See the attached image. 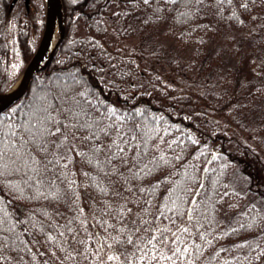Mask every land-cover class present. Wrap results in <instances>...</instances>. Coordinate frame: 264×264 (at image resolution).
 <instances>
[{
    "label": "trees",
    "instance_id": "16d2710c",
    "mask_svg": "<svg viewBox=\"0 0 264 264\" xmlns=\"http://www.w3.org/2000/svg\"><path fill=\"white\" fill-rule=\"evenodd\" d=\"M61 2L63 38L26 93L0 113V130L35 123L34 116L45 108L79 102L105 124L135 130L144 163L152 172L143 182H132L134 189L139 184L147 191L125 193L127 201H119L126 204L121 215H102L95 209L104 207V199L114 207L117 201L102 198L89 186L85 172L100 177L90 171L93 165L76 154L88 152L82 139L69 136L76 149L68 169L81 185L77 203L85 211L67 225L66 218L76 216L79 208L68 211L62 203L49 206L30 199L32 191L18 180L12 181V189L0 187V219L5 229L15 225L13 232H4L15 241L13 264H101L102 246L120 264H206L208 260L264 264L262 240L249 252H231V244L261 237L264 216L259 206L246 203L231 185L233 160L241 159L246 147L221 120L225 115L243 123L242 117L255 113L252 101L264 102V93L250 80L244 100L237 101L233 81L216 72L218 63L210 55V45L227 35L245 32L248 40H254L249 55L264 44V0H151L149 5L143 0ZM44 23V0H0L1 93L11 89L32 58ZM167 45L190 54L183 65L172 62L171 69L199 83L195 102L186 99L189 93L183 82L163 74L154 63L158 59L161 64V51ZM258 113L251 137L264 148V110ZM51 114L62 118L58 112ZM230 145L239 146L235 154ZM223 210L238 215L237 223L226 231ZM68 227L73 231L68 232Z\"/></svg>",
    "mask_w": 264,
    "mask_h": 264
},
{
    "label": "snow or ice",
    "instance_id": "6c2138e0",
    "mask_svg": "<svg viewBox=\"0 0 264 264\" xmlns=\"http://www.w3.org/2000/svg\"><path fill=\"white\" fill-rule=\"evenodd\" d=\"M150 2L151 0H143L144 5H149ZM172 2L175 3L176 0ZM196 2L203 3L204 0ZM241 7L247 5L242 4ZM54 111L62 118L56 119L51 114ZM34 119L35 123L28 122L15 128L9 125L8 131L0 130V187L12 189L15 187L12 181L18 180L32 191L30 199L43 200L49 206L53 202L62 203L68 211H75L79 208L77 201L80 199L81 185L77 183L75 173H70L68 169L70 161L60 154V149L66 144L68 137L72 136L82 139L83 144L88 147V152L78 151L76 154L93 165L90 171H95L100 177L97 180L90 176V172H85L84 176L90 181L89 186L99 191L102 198L111 196L117 201L114 207L111 201L104 199V207L95 211L102 215H111L113 212L121 215V209L126 204L119 201H127L125 193L135 195L137 191H147L139 184L135 189L131 186L133 181L143 182V178L152 172V168L144 163L145 154L137 143L138 133L135 130L125 131L123 127L111 122L105 124L103 119L90 115L79 102L72 101L45 108ZM77 133L81 136H77ZM158 183L152 185L153 190ZM192 203L195 205L196 200L193 199ZM84 211L79 208L76 216L66 218V224L71 225ZM127 212L131 214L132 209L127 208ZM191 212L192 209H189V215ZM56 214L62 215L58 210ZM132 223L135 224V221ZM4 224L5 221L0 219V264H13L16 257L11 253L14 251L15 241L4 232H13L15 225L5 229ZM67 231L72 232L73 229L68 227ZM64 234L60 232L61 236ZM72 239L75 240V237ZM128 243L133 241L129 239ZM112 259L113 257H109V260Z\"/></svg>",
    "mask_w": 264,
    "mask_h": 264
},
{
    "label": "rangeland",
    "instance_id": "374dc122",
    "mask_svg": "<svg viewBox=\"0 0 264 264\" xmlns=\"http://www.w3.org/2000/svg\"><path fill=\"white\" fill-rule=\"evenodd\" d=\"M59 31L60 27H58L57 38ZM226 37L225 40L210 45V55L212 57L214 56L215 62L218 63L216 72L219 75L222 74L230 77L234 85V87H232L234 90V98L239 102L244 100L243 95L245 94L243 91L249 84H251V81L254 87L260 86L259 88H261L264 93V44L253 48L249 55L248 50L254 40H248L245 36V32L235 35H227ZM161 54V59H159L161 60V64L159 61V63L157 62L158 59H154L155 65L162 69L161 71L163 74L170 73L174 79H178L180 83L183 82V87H186V92L189 93V96L186 99H190V102H195L200 91L199 83L194 81V79L184 76L179 70L176 71L171 69V66H173L172 62L177 61L178 64L181 63V65H183L185 59H187L190 54L177 47L168 45L162 48ZM17 66L18 63L14 61V72L16 71ZM240 72L243 73V75ZM20 76L15 80L11 88L16 86ZM215 80L216 78L213 76L210 78L212 84ZM252 102V105L256 107V114L248 113L249 116L247 117L249 118L242 117V120L244 121L243 123H237L235 120L233 121L225 115L222 116L221 120L238 134L236 139L240 142V146L246 147L242 149L243 155L240 156L239 154L241 159L237 157V159L235 158L233 160L235 163L233 164L234 166L230 179L231 185L244 196L246 203H254L259 206L264 216V198L262 196L264 195V148L260 142L251 137V130L255 128L254 123L260 114L258 112L262 111L263 113L264 102H259V100H253ZM239 126L242 127L238 128ZM237 147L236 145H230L229 148L232 150V154H235L234 150ZM75 149L76 144L68 139L66 144L60 149V154L66 156L68 160H71L72 155L75 153ZM221 220L223 223V231H226L237 223L238 215L223 210ZM259 240L264 242V231L261 234V237L257 236L231 244V252H249L253 247L258 245ZM100 255L101 264H120L116 255L108 250L106 246H102ZM109 257H113V259L109 260ZM206 264H212V261L208 260Z\"/></svg>",
    "mask_w": 264,
    "mask_h": 264
},
{
    "label": "water",
    "instance_id": "95a60500",
    "mask_svg": "<svg viewBox=\"0 0 264 264\" xmlns=\"http://www.w3.org/2000/svg\"><path fill=\"white\" fill-rule=\"evenodd\" d=\"M45 1V23L44 29L38 43V46L24 68L18 83L14 88L7 92H0V113L5 111L16 101H18L28 90L33 76L39 72L45 64L52 58L57 45L61 42L64 34V21L61 0H44ZM59 25L60 31L52 51L47 54L48 47L56 25Z\"/></svg>",
    "mask_w": 264,
    "mask_h": 264
},
{
    "label": "bare ground",
    "instance_id": "6f19581e",
    "mask_svg": "<svg viewBox=\"0 0 264 264\" xmlns=\"http://www.w3.org/2000/svg\"><path fill=\"white\" fill-rule=\"evenodd\" d=\"M58 27H59V25L57 24L56 27H55L54 33L52 35L51 41H50V45L48 47L47 54H49L52 51L53 47H54V44H55L56 39H57Z\"/></svg>",
    "mask_w": 264,
    "mask_h": 264
}]
</instances>
